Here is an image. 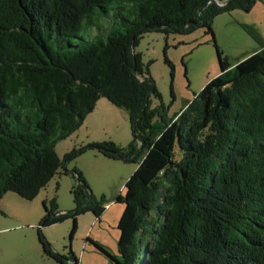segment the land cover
Wrapping results in <instances>:
<instances>
[{"label":"trees","instance_id":"1","mask_svg":"<svg viewBox=\"0 0 264 264\" xmlns=\"http://www.w3.org/2000/svg\"><path fill=\"white\" fill-rule=\"evenodd\" d=\"M259 1L0 0V202L7 193L35 200L69 173L66 163L96 150L138 164L116 200L125 206L119 256L93 242L113 264H264V47L229 64L211 26ZM198 27L213 36L221 72L166 121L163 107L151 108L161 96L135 49L151 31ZM102 98L127 111L132 143L93 144L60 159L55 145ZM73 174L77 208L61 214L56 198L45 201L38 228L44 254L58 264L79 262L55 253L42 229L70 219L73 238L79 216L100 219L106 210Z\"/></svg>","mask_w":264,"mask_h":264},{"label":"rangeland","instance_id":"2","mask_svg":"<svg viewBox=\"0 0 264 264\" xmlns=\"http://www.w3.org/2000/svg\"><path fill=\"white\" fill-rule=\"evenodd\" d=\"M211 26L223 59L232 65L242 62L264 47V2H257L250 11L236 9L221 14ZM135 52L143 68L149 69L161 96V100L152 98L151 108L163 107L166 121L173 120L196 95L215 83L221 72L213 36L203 27L187 33L151 31L141 37ZM132 141L127 111L102 98L84 125L69 139L57 143L54 150L63 159L89 145L113 143L125 149ZM65 165L69 173L57 176L35 200L7 193L0 202V264H58L44 254L38 228L45 215V201L56 198L61 214L77 208L72 194L79 185L75 170L90 187L95 203L104 200V206L110 207L100 219L92 212L79 216L73 238L70 219L42 229L46 240L57 254L72 258V252L79 264H113L93 242L112 256H119L118 225L125 206L116 200L125 195L126 183L138 164L112 160L92 150Z\"/></svg>","mask_w":264,"mask_h":264},{"label":"water","instance_id":"3","mask_svg":"<svg viewBox=\"0 0 264 264\" xmlns=\"http://www.w3.org/2000/svg\"><path fill=\"white\" fill-rule=\"evenodd\" d=\"M218 5H219L220 7H224V6H226L227 4H223V5H221V4L218 3ZM132 51H134V48H133V42H132ZM93 148L98 149L97 147H93Z\"/></svg>","mask_w":264,"mask_h":264},{"label":"built area","instance_id":"4","mask_svg":"<svg viewBox=\"0 0 264 264\" xmlns=\"http://www.w3.org/2000/svg\"><path fill=\"white\" fill-rule=\"evenodd\" d=\"M110 207V205H107V206H105V209H107V208H109Z\"/></svg>","mask_w":264,"mask_h":264}]
</instances>
